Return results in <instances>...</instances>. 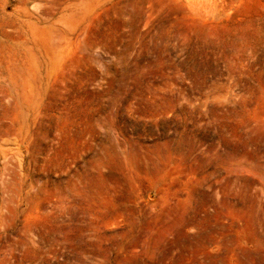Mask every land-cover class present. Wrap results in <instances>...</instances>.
I'll return each instance as SVG.
<instances>
[{
    "label": "rangeland",
    "instance_id": "1",
    "mask_svg": "<svg viewBox=\"0 0 264 264\" xmlns=\"http://www.w3.org/2000/svg\"><path fill=\"white\" fill-rule=\"evenodd\" d=\"M0 264H264V0H0Z\"/></svg>",
    "mask_w": 264,
    "mask_h": 264
}]
</instances>
